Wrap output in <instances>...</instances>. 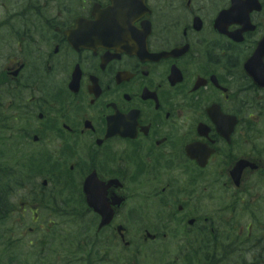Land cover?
<instances>
[{
  "label": "flooded vegetation",
  "instance_id": "af4514ba",
  "mask_svg": "<svg viewBox=\"0 0 264 264\" xmlns=\"http://www.w3.org/2000/svg\"><path fill=\"white\" fill-rule=\"evenodd\" d=\"M0 264H264V0H0Z\"/></svg>",
  "mask_w": 264,
  "mask_h": 264
}]
</instances>
